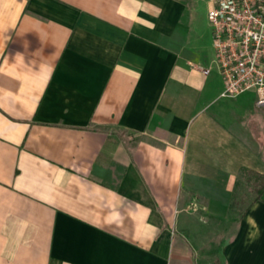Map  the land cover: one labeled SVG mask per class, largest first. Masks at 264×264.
Segmentation results:
<instances>
[{"label":"crops","instance_id":"1","mask_svg":"<svg viewBox=\"0 0 264 264\" xmlns=\"http://www.w3.org/2000/svg\"><path fill=\"white\" fill-rule=\"evenodd\" d=\"M209 1L0 0V264H264V107L221 96Z\"/></svg>","mask_w":264,"mask_h":264},{"label":"built area","instance_id":"2","mask_svg":"<svg viewBox=\"0 0 264 264\" xmlns=\"http://www.w3.org/2000/svg\"><path fill=\"white\" fill-rule=\"evenodd\" d=\"M207 20L221 96L254 91L264 107V0H210Z\"/></svg>","mask_w":264,"mask_h":264},{"label":"rangeland","instance_id":"3","mask_svg":"<svg viewBox=\"0 0 264 264\" xmlns=\"http://www.w3.org/2000/svg\"><path fill=\"white\" fill-rule=\"evenodd\" d=\"M202 3H206L208 0H201ZM263 179L251 172L241 173L237 186L235 189L233 201L230 207L227 221H212L196 218L191 221L194 228V239L197 242V246L202 251L208 252L217 245L221 239L230 235L234 229L238 217L246 207V203L251 201L257 189L258 185H262ZM205 252L203 253L205 255Z\"/></svg>","mask_w":264,"mask_h":264},{"label":"trees","instance_id":"4","mask_svg":"<svg viewBox=\"0 0 264 264\" xmlns=\"http://www.w3.org/2000/svg\"><path fill=\"white\" fill-rule=\"evenodd\" d=\"M258 192H261V190H260V191H258Z\"/></svg>","mask_w":264,"mask_h":264}]
</instances>
